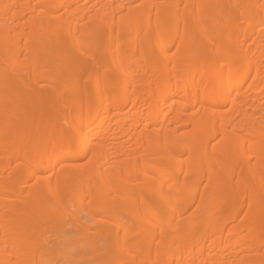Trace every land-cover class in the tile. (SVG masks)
<instances>
[{"label": "bare ground", "instance_id": "bare-ground-1", "mask_svg": "<svg viewBox=\"0 0 264 264\" xmlns=\"http://www.w3.org/2000/svg\"><path fill=\"white\" fill-rule=\"evenodd\" d=\"M73 262L264 264V0H0V264Z\"/></svg>", "mask_w": 264, "mask_h": 264}, {"label": "rangeland", "instance_id": "rangeland-1", "mask_svg": "<svg viewBox=\"0 0 264 264\" xmlns=\"http://www.w3.org/2000/svg\"><path fill=\"white\" fill-rule=\"evenodd\" d=\"M80 212H81V215H83V211H80ZM81 245H82V243L78 244V246H81ZM78 246H75V245L71 244V242H70L69 247L67 246L66 248H62V250L61 249H55L54 252H53V254H54L53 256H55L54 258H60V260H61L60 262H63L61 257L60 256L58 257L57 255L58 254L60 255L62 251H65V252H68V253H70V251L73 252V251L78 249ZM72 264H76V263L73 262Z\"/></svg>", "mask_w": 264, "mask_h": 264}]
</instances>
